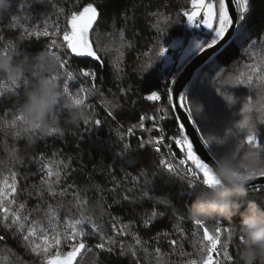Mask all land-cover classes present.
<instances>
[{
  "label": "trees",
  "instance_id": "1",
  "mask_svg": "<svg viewBox=\"0 0 264 264\" xmlns=\"http://www.w3.org/2000/svg\"><path fill=\"white\" fill-rule=\"evenodd\" d=\"M87 3H93L100 13L98 22L90 30V38L102 64L91 57H75L63 41V32L70 31L71 14L81 11ZM190 8L191 0H11L9 7L0 11V51L9 44L17 45L18 54L14 58L17 61L23 59L25 52L55 53L65 62L57 79L60 90L68 79L70 93L74 98H84L82 106L89 117V123L81 121L75 126L65 122L68 110L57 109L55 127L60 130L38 136L29 144L27 126L18 117L22 116L19 105L24 80L33 78L32 73H23L17 81L18 89L7 77L0 79V181L7 176L10 183L11 172L17 173L19 195L14 207L25 203L24 214H30L31 219L40 220L44 226H47L45 212L49 204L63 205L59 208L62 219L66 213L78 216L77 200L71 194L78 191L79 198L87 201V210L94 213L104 233L103 241L99 234L87 238L92 248L87 254L88 264H190L193 260L205 264L209 255L214 264L216 261L236 264L239 240L234 235L233 225L239 216L195 225L187 212L188 205L195 199L187 180L179 175L169 178L161 172L162 159L172 163L181 174L188 168L195 170L190 161L180 164L186 158V145L182 148L175 144V138L181 135L180 122L168 100L173 77L198 53L178 62L181 48L192 37L193 25L183 15V11ZM246 17V38L231 39L199 69L186 91L185 105L192 111L200 135L228 137L225 143L213 141L207 146L217 157L243 141L245 133L229 136L228 129L238 131L235 125L246 115L254 121L255 134L264 145V112L261 111L264 85L255 81V77L251 88L234 83L241 72H249L250 65L264 73V0H250ZM154 25H158L159 31ZM45 28L48 36L43 35ZM205 31L202 26L198 39L210 42L209 32ZM36 32L41 35H35ZM174 42H181L182 46L178 49ZM251 42H255V47ZM162 46L168 50L170 66L165 52L161 57L158 55ZM83 71L94 72L95 77L84 76ZM93 85L95 91L89 94L87 90ZM151 91H158L161 99L146 100ZM227 96L233 97L232 103L225 98ZM249 96L252 97L250 103ZM195 101L203 105L200 114L194 110ZM61 102H65V97H61ZM245 103H249L250 108L247 114ZM112 105L119 107L110 108ZM109 110L113 111L111 117ZM141 118L143 128L139 127ZM97 119L102 121L100 125L95 123ZM132 125L137 127L129 135L127 130ZM161 136L163 139L156 143L155 138ZM149 139H153V144L138 150L141 140ZM128 142L137 150L133 154L135 163L131 165L120 155L123 144ZM248 148L264 154V148L257 149L247 143H243L240 152ZM45 164L50 165L53 172L60 171V181L54 185L57 192L74 186L67 195L52 197L41 184L45 175L41 169ZM141 171L152 184L145 186L143 178L139 184L134 183L133 177ZM262 188L264 186L250 187L249 191L264 207ZM38 190L41 196L36 195ZM145 191L147 196L143 195ZM125 196L129 199H124ZM204 228H208L209 236L216 235V228L221 230L211 254L208 249L212 241L205 238ZM0 236H4V240H0V264H9L15 257L22 258L25 264H41V258L26 251L15 228L8 230L0 224ZM134 236L140 238L139 245ZM109 238L115 243H109ZM101 242L113 251L96 249L95 245ZM121 243L124 255H121ZM225 246L230 260L223 256ZM132 248L136 250V257L131 254ZM157 248L159 254L155 251Z\"/></svg>",
  "mask_w": 264,
  "mask_h": 264
},
{
  "label": "snow or ice",
  "instance_id": "2",
  "mask_svg": "<svg viewBox=\"0 0 264 264\" xmlns=\"http://www.w3.org/2000/svg\"><path fill=\"white\" fill-rule=\"evenodd\" d=\"M236 5V18L233 19V16L229 14L228 3L226 0H191V8L190 10L183 11V15L187 17V22L189 24L195 25L197 27L203 26L205 29L210 30L208 35L211 37L210 42L208 41H199L196 44V52H203L205 48H211L213 45H216L218 41H221L225 38V34H229V37L233 40H240L246 38V33L244 31L245 25L247 23L246 14L249 12L250 8V0H233ZM158 15V14H154ZM202 15V18L197 20L198 17ZM100 18V13L98 8L93 3H87L81 11L73 12L68 21L70 24V31L65 30L63 32V41L67 45V49L74 54L75 57H91L101 64L103 61L101 57L98 55L97 51L93 47L92 42L89 38L90 30L93 29L95 23L98 22ZM15 19V17H13ZM214 21L216 22L214 26ZM157 27L159 31L158 25H154ZM231 29V32L229 31ZM27 31V30H25ZM28 35H32V33H27ZM35 35L39 36L41 33L36 32ZM44 36H48L49 32L47 28L43 31ZM55 43V42H53ZM252 46L255 47V42H251ZM165 52V48L162 46L159 48L158 55L161 57ZM52 53V52H49ZM55 54V53H54ZM56 55V54H55ZM57 56V55H56ZM59 59V71L64 69L65 62ZM151 67V65H148ZM179 71V69H177ZM69 78H71V73L68 74ZM84 76H92L95 77V73L91 71H83ZM59 72L55 78L58 79ZM255 81L261 82L264 85V73L261 72V69L255 66H249V72H241L239 76L235 77L234 83L238 86L244 85L249 88L253 87ZM14 88L18 89L19 84L16 80L11 81ZM176 83V78L173 77V84ZM60 96L57 99V109L63 108L67 110V104L64 102L62 104L61 97H65L71 99L73 103L82 105L84 103V98H74L69 91V80L66 79L63 82L62 91L60 90ZM81 92L85 91L84 89H80ZM89 94L95 91V85H93L92 89L87 90ZM174 91L173 89H168V100L169 103H172V95L171 93ZM179 103L173 105L174 108H181L186 113V119L192 121L195 125L197 121L193 118V113L190 108L186 107L185 93H178ZM230 103L233 102V97L227 96L225 97ZM148 101H159L161 99V95L158 91H151L149 95L145 97ZM252 97H248V102L250 103ZM249 103H245L244 112L247 114L250 112ZM111 107H119V105H112ZM264 112V109H261ZM108 115L113 116V111L109 110ZM18 119L23 120V115L18 117ZM143 118H141V123L139 127L143 128ZM84 123H89V120H84ZM97 125L102 123L101 120L97 119L95 121ZM137 125H132L128 128V134L131 135L133 133V129L136 128ZM235 128L238 131H233L232 128L228 129L229 136H239V133H245L242 143H247L248 145H253L257 149L264 148L260 139L257 138L255 134V123L249 117L245 116V119L236 124ZM185 125L183 123L179 124V131L181 135L178 138H175V144L178 146L186 145V158L185 160H181L180 164L183 165L186 162L190 161L194 166L192 168H188L182 174L177 171L176 167L166 161L160 160V164L163 166L161 168V172L164 174H168L169 178L171 175H179L181 179L187 180L188 184H192L195 187L197 184H204L205 186H211L214 182V177L211 173L210 162H206L205 159L201 158L200 155H197V152L193 150V142L189 140L188 135L184 132ZM57 127H53L49 133L58 132ZM19 135V133H17ZM121 140L124 139L123 135L120 136ZM225 137L224 139H227ZM156 143H159L160 140L163 139V136L155 138ZM224 139H217L215 136H208L205 138L201 136V140L203 145L208 146L212 144L213 141L216 143H224ZM153 144V139H149L147 141L141 140L138 150H143L149 145ZM159 151V149H156ZM136 149L132 148L130 142L123 144V150L120 153L122 157H125L128 163L134 164L135 161L133 159V154L136 152ZM239 152V149H237ZM217 159L216 155H213L210 161L214 162ZM45 172V175L41 179V184L46 186L48 193L52 197H56L59 195L63 197L68 194V190L73 188L74 186L69 185L66 188L60 189L59 192L55 190L54 185L58 184L60 181V171L57 170L53 172L51 166L48 164L43 165L41 169ZM11 182L9 183V177L5 176L3 181H0V224L11 230L15 228V234H18L21 238L22 244L25 247L26 251L33 254L34 256L41 258V264H88V256L87 254L92 252V248L87 243V238L89 236L99 234L101 240L104 239V233L101 231L100 226L97 224L94 213L89 212L86 208L87 201L81 200L79 198L78 191H72V196L77 200L76 207L78 208V216L72 217L68 213H66L61 218L59 214V208L63 205L58 204L56 207L49 204L47 205V211L45 212V217L47 219V226H44L40 220L31 219L30 214L25 215L24 211L26 208L25 203H19L18 207H14L17 204V198L19 195L18 185H17V173L15 171L11 172ZM256 176L264 177V172L258 173ZM55 177V179H53ZM141 178H143V183L145 186L153 183L152 180L148 179L147 174L144 171H141L137 176L133 177V181L135 184H139ZM155 178V174H154ZM161 179H164V175H161ZM131 191V189H129ZM264 191V188L261 189ZM37 196H41L42 192L37 191ZM144 196L148 195V192L145 191L143 193ZM124 199H129L128 196H125ZM39 210V205L37 206V211ZM70 211V210H69ZM155 216V213H153ZM148 221H146V224ZM195 225L200 226L204 224V221L195 220ZM113 229L116 230V225H112ZM63 229V231H61ZM122 231V229H121ZM216 235L209 236L208 228H204V236L206 239L212 241V247L208 249L209 254H211L217 246L219 242L220 236V228H216ZM126 234V233H125ZM231 238V236L229 237ZM0 240H4V236H0ZM135 243L139 245L141 243L140 238L138 236H134ZM109 243L114 244L115 241L109 238ZM175 244V241H172ZM64 247H68L70 250L64 252L62 249ZM95 248L101 251L112 252L113 249L111 247L106 248L105 243L101 242L95 245ZM10 251V250H9ZM133 257H136L137 253L134 248L130 249ZM156 253H160V249L157 248ZM203 251V249H201ZM123 252V243H121V255H124ZM219 256V253L217 252ZM223 256L227 259H231L229 253L227 251V246H225V250L223 252ZM18 261V264H25L22 258L15 257V261L10 259L9 264H15ZM190 264H197V261L193 260ZM205 264H214L211 255H209ZM215 264H219V261H216Z\"/></svg>",
  "mask_w": 264,
  "mask_h": 264
},
{
  "label": "clouds",
  "instance_id": "3",
  "mask_svg": "<svg viewBox=\"0 0 264 264\" xmlns=\"http://www.w3.org/2000/svg\"><path fill=\"white\" fill-rule=\"evenodd\" d=\"M11 0H0V11L6 10ZM18 47L9 44L0 51V79L19 81L24 72L32 73L31 79L24 80L22 102L19 110L28 133V143L49 134L57 125V99L60 96L57 73L59 59L54 53L39 51L24 53L22 60H15ZM68 114L65 122L78 126L88 119L85 109L80 104L65 98ZM194 110L202 113L203 105L194 102ZM58 128V127H57ZM58 130H60L58 128ZM218 139V138H217ZM227 139H224V143ZM243 143L231 147L210 165L214 182L211 186L201 184L189 190L195 199L187 207L188 215L193 220L209 221L219 218L232 220L234 235L239 240L236 264H264V207L256 202L249 191V184L256 175L264 172V154L254 148L242 153ZM239 149V152L237 151ZM243 209V210H241Z\"/></svg>",
  "mask_w": 264,
  "mask_h": 264
},
{
  "label": "water",
  "instance_id": "4",
  "mask_svg": "<svg viewBox=\"0 0 264 264\" xmlns=\"http://www.w3.org/2000/svg\"><path fill=\"white\" fill-rule=\"evenodd\" d=\"M228 3L229 14L233 16V19L236 18V5L234 4L233 0H226ZM231 32V29L229 30ZM90 38V33H89ZM232 38L229 37V34H225V38L221 41H218L216 45H213L211 48H205L203 52H198L193 58L189 60V62L180 70V72L175 76L176 83L173 84V80L170 84V89L174 88V91L171 93L172 95V107L175 104H178L179 96L178 93H185L187 88L189 87L192 79L195 77L196 73L202 68L212 57L222 51L228 43L231 41ZM91 41V38H90ZM176 48H180L182 46L181 42H174ZM166 54V61L167 65L170 66V56L168 50L165 51ZM173 110L177 116L178 121L185 125L184 132L188 135L189 140L193 142V150L197 152V155H200L201 158L205 159L206 162H210L213 154L208 149L207 146L203 145L201 140V135L198 131L196 124L194 125L192 121L186 119L187 113L181 108H174ZM264 186V177L256 176L253 181L250 182V187H258Z\"/></svg>",
  "mask_w": 264,
  "mask_h": 264
},
{
  "label": "rangeland",
  "instance_id": "5",
  "mask_svg": "<svg viewBox=\"0 0 264 264\" xmlns=\"http://www.w3.org/2000/svg\"><path fill=\"white\" fill-rule=\"evenodd\" d=\"M215 23L216 22L214 21V26H215ZM206 31L209 32L210 30L206 29ZM198 38L199 37L195 33V35L189 39L187 44L181 48V52H180L179 57H178V60H179L178 62H182V61L188 59L191 55H193L196 52L197 42L203 41V40L198 39Z\"/></svg>",
  "mask_w": 264,
  "mask_h": 264
},
{
  "label": "built area",
  "instance_id": "6",
  "mask_svg": "<svg viewBox=\"0 0 264 264\" xmlns=\"http://www.w3.org/2000/svg\"><path fill=\"white\" fill-rule=\"evenodd\" d=\"M201 18H202V15H201L200 17H198L197 20H199V19H201ZM201 27H202V26L197 27V26L193 25L192 28H191V34H190V35H191V36H194L195 33H196L197 36L200 37V35H201V33H200V32H201Z\"/></svg>",
  "mask_w": 264,
  "mask_h": 264
}]
</instances>
